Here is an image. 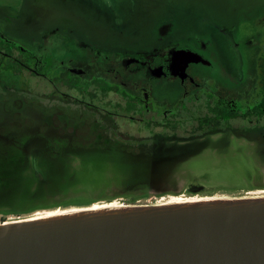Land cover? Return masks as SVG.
Returning <instances> with one entry per match:
<instances>
[{
  "label": "flooded vegetation",
  "instance_id": "flooded-vegetation-1",
  "mask_svg": "<svg viewBox=\"0 0 264 264\" xmlns=\"http://www.w3.org/2000/svg\"><path fill=\"white\" fill-rule=\"evenodd\" d=\"M111 3L102 6L106 12L115 11ZM240 6L250 14L239 23L172 27L160 37L157 29L135 39L122 18L104 29L55 1L18 35L11 21L0 20V140L2 157L15 163L0 170L1 190L29 162L39 163L46 145L48 156L65 158L111 146L153 159L173 147L238 156L264 150V0ZM155 45L200 58L175 68L164 53L142 49ZM158 187L150 191L164 190ZM252 188L264 189V182L240 190Z\"/></svg>",
  "mask_w": 264,
  "mask_h": 264
},
{
  "label": "water",
  "instance_id": "water-1",
  "mask_svg": "<svg viewBox=\"0 0 264 264\" xmlns=\"http://www.w3.org/2000/svg\"><path fill=\"white\" fill-rule=\"evenodd\" d=\"M238 1V9L230 7L238 12L237 17L230 14L237 20L231 21L226 11L225 18L219 19L217 25L240 22L246 9L240 6L245 0ZM248 14L250 8L243 17ZM172 27L176 28L172 22H161L158 37L171 33ZM146 48L156 51L157 57H163L164 53L175 68L200 58L191 50L176 49L172 45L142 46L145 51ZM134 49L120 50L132 52ZM107 50L113 55L112 49ZM118 149L116 146L99 148V155L113 158L121 152ZM260 151H251V154L258 156L262 154ZM122 152L131 159L144 160L148 168L145 176L149 190L130 183L126 192L138 195L184 192L182 188L168 191L160 183L154 170L163 157L153 159ZM94 154L92 150L82 152L83 156ZM7 167L5 169H9ZM22 174H36L32 162L25 166ZM160 185L166 191H150L151 188L158 190ZM7 190L0 189L1 198ZM0 264H264V194L91 206L49 216L3 221L0 223Z\"/></svg>",
  "mask_w": 264,
  "mask_h": 264
},
{
  "label": "rangeland",
  "instance_id": "rangeland-1",
  "mask_svg": "<svg viewBox=\"0 0 264 264\" xmlns=\"http://www.w3.org/2000/svg\"><path fill=\"white\" fill-rule=\"evenodd\" d=\"M53 1L59 9L81 14L87 24H99L104 29L117 26L122 18L123 25L130 29L134 39L145 32L154 33L163 21L172 22L177 29L185 31L217 25L230 7L239 5L238 0H136L138 6L131 5L128 0L125 6L122 4L125 0H25L22 6V0H0V20L5 23L11 21L12 24L8 23L13 25L11 33L18 35V27L34 25L36 18L49 15ZM109 1L114 4L115 11L103 9ZM143 2L144 8L141 7ZM4 141L0 140V169L10 163V168L15 166L14 162L2 157V148L6 147L2 145ZM41 149L44 155L33 166L39 167L35 175L20 173L5 181L8 190L0 203V223L96 204L160 203L178 196L189 199L264 194V189L240 190L251 187L255 182H264V150L258 156H238L199 145L185 151L173 147L172 153L163 156L154 172L168 191L181 188L187 191L138 195L125 190L130 183L140 184L141 188L149 190L145 176L148 168L144 160L131 159L121 147L118 149L121 152L113 158L100 156L99 149L94 155L70 159L48 156L50 147L47 145ZM7 210L11 213H5Z\"/></svg>",
  "mask_w": 264,
  "mask_h": 264
},
{
  "label": "bare ground",
  "instance_id": "bare-ground-1",
  "mask_svg": "<svg viewBox=\"0 0 264 264\" xmlns=\"http://www.w3.org/2000/svg\"><path fill=\"white\" fill-rule=\"evenodd\" d=\"M206 198H210V199H216V197H213V196H208V197H197V198H193L194 200H199V199H206ZM182 200H185L184 198L178 196V197H175V198H172L170 201L174 202V201H182ZM168 201V202H170ZM112 205H122V204H113V203H109V204H104V205H94L92 206L93 208H99L101 206H112ZM78 209V208H77ZM71 210H76V208L74 209H71ZM71 210H64V211H60V210H54V211H50L48 212L47 214L43 215V216H49V215H53V214H60V213H66V212H69ZM36 216H33L32 218H35Z\"/></svg>",
  "mask_w": 264,
  "mask_h": 264
},
{
  "label": "trees",
  "instance_id": "trees-1",
  "mask_svg": "<svg viewBox=\"0 0 264 264\" xmlns=\"http://www.w3.org/2000/svg\"><path fill=\"white\" fill-rule=\"evenodd\" d=\"M0 189H1V187H0ZM93 203V202H92ZM5 213H11V211L9 210V211H5ZM20 213V212H19Z\"/></svg>",
  "mask_w": 264,
  "mask_h": 264
}]
</instances>
